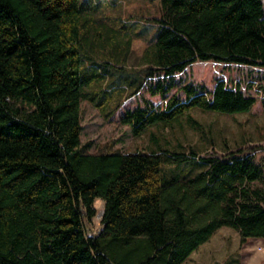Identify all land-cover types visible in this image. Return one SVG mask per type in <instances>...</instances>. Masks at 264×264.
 <instances>
[{"label":"trees","instance_id":"16d2710c","mask_svg":"<svg viewBox=\"0 0 264 264\" xmlns=\"http://www.w3.org/2000/svg\"><path fill=\"white\" fill-rule=\"evenodd\" d=\"M89 1L0 0V264H183L222 227L243 243L264 238V169L245 150L204 158L195 177L166 181L164 165L199 153H91L82 142L83 100L106 111L148 80L167 102L126 111L122 123L135 136L173 128L194 108L250 113L256 98L224 81L213 91L186 86V100L167 97L174 76L195 63L264 68V0H160L134 73L91 56L110 47L115 59L132 41L87 16ZM102 84L112 89L92 90ZM99 198L103 227L89 236Z\"/></svg>","mask_w":264,"mask_h":264},{"label":"rangeland","instance_id":"374dc122","mask_svg":"<svg viewBox=\"0 0 264 264\" xmlns=\"http://www.w3.org/2000/svg\"><path fill=\"white\" fill-rule=\"evenodd\" d=\"M87 4V16L93 17L99 25L122 29L123 41H132L130 48L127 49L125 44L123 52L117 54L115 59L111 58L114 51L110 47L106 51L92 52L91 56L101 62L108 57L112 65L124 67L131 73L140 71L143 68V54L157 30L153 19L160 17V0H90ZM95 6L96 11H93ZM220 81H224L229 88H240L247 96L256 98L257 102L250 113L231 116L194 108L182 123H177L173 128L152 127L135 136L132 129L122 123L126 111L139 106L163 109L166 105V99L151 94L150 87L154 81L148 80L135 96L129 97L130 89L117 94L114 105H121L112 116H107V113L111 112L114 105L102 111L93 103L83 100L82 142L86 146L85 150L91 153H128L160 150L179 152L193 148L199 153L196 159L177 165H164L163 178L166 181L195 177L204 170L202 159L222 157L241 149L254 156L264 169V68L214 62L209 65L195 63L174 76L176 87L168 94L167 99L177 94L182 100H186L183 90L186 86L205 87L208 91H213ZM98 89L112 88L108 84L92 88ZM189 117L199 123L200 129L191 125ZM104 204L103 199H97V216L90 223L86 221L89 236L98 235L102 230ZM183 264H264V238L249 239L243 243L235 228L222 227Z\"/></svg>","mask_w":264,"mask_h":264},{"label":"crops","instance_id":"0c3cea01","mask_svg":"<svg viewBox=\"0 0 264 264\" xmlns=\"http://www.w3.org/2000/svg\"><path fill=\"white\" fill-rule=\"evenodd\" d=\"M104 206H105V204H104Z\"/></svg>","mask_w":264,"mask_h":264}]
</instances>
